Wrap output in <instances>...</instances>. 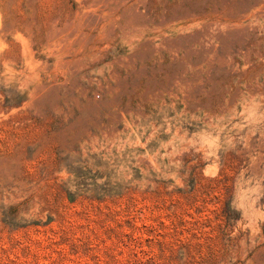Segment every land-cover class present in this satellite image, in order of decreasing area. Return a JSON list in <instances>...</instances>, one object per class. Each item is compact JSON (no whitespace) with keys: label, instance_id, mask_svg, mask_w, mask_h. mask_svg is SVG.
<instances>
[{"label":"rangeland","instance_id":"rangeland-1","mask_svg":"<svg viewBox=\"0 0 264 264\" xmlns=\"http://www.w3.org/2000/svg\"><path fill=\"white\" fill-rule=\"evenodd\" d=\"M0 264H264V0H0Z\"/></svg>","mask_w":264,"mask_h":264}]
</instances>
